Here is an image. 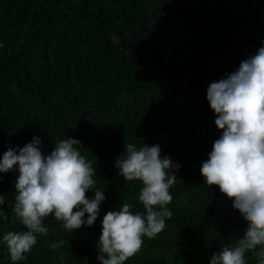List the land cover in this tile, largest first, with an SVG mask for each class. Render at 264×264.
I'll list each match as a JSON object with an SVG mask.
<instances>
[{
	"label": "trees",
	"instance_id": "16d2710c",
	"mask_svg": "<svg viewBox=\"0 0 264 264\" xmlns=\"http://www.w3.org/2000/svg\"><path fill=\"white\" fill-rule=\"evenodd\" d=\"M261 46L264 0H0V159L33 137L45 156L76 139L105 196L90 227L44 218L47 235L16 264H99L104 215L124 202L144 212L142 185L115 167L128 143L158 144L179 171L166 228L125 264H210L234 246L247 222L200 173L222 134L207 89ZM18 176L0 173V264H13L3 235L26 230L14 212ZM245 261L257 264L254 253Z\"/></svg>",
	"mask_w": 264,
	"mask_h": 264
},
{
	"label": "clouds",
	"instance_id": "9594fccd",
	"mask_svg": "<svg viewBox=\"0 0 264 264\" xmlns=\"http://www.w3.org/2000/svg\"><path fill=\"white\" fill-rule=\"evenodd\" d=\"M207 101L222 134L200 173L205 184L217 186L233 200V208L248 225L234 246H222L213 254L210 264H246V253H254L257 264H264V46L226 78L210 83ZM40 143L33 137L23 148H10L0 159V173L19 172L14 212L26 230L3 235L13 264L26 258L37 235H47L44 218L53 215L71 232L90 227L105 200L104 191L94 190L96 170L76 147L80 146L78 140L55 143L47 156ZM115 167L125 181L142 185L138 200L144 212H133V205L124 202L119 210L104 215L97 245L99 264H125L142 250V238H155L173 215L167 205L173 200L170 188L177 180L179 165L162 156L158 144L137 148L128 143ZM90 190L95 193L93 199L86 195ZM3 203L0 196V205ZM63 244L52 243L51 247Z\"/></svg>",
	"mask_w": 264,
	"mask_h": 264
}]
</instances>
